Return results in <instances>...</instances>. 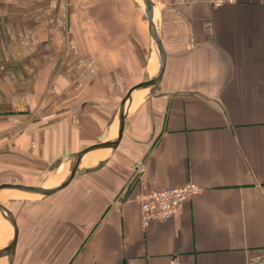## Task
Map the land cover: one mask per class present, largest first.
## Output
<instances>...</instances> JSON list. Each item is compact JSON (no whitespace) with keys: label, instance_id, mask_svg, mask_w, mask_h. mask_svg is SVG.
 <instances>
[{"label":"crops","instance_id":"1","mask_svg":"<svg viewBox=\"0 0 264 264\" xmlns=\"http://www.w3.org/2000/svg\"><path fill=\"white\" fill-rule=\"evenodd\" d=\"M152 1L161 83L133 101L119 147L90 152L106 155L66 189L0 190L19 226L0 264H243L264 252V0ZM159 68L143 1L0 0V184L38 182L115 137L121 101ZM188 183L201 192L144 224L145 193ZM13 236L0 211V248Z\"/></svg>","mask_w":264,"mask_h":264},{"label":"water","instance_id":"2","mask_svg":"<svg viewBox=\"0 0 264 264\" xmlns=\"http://www.w3.org/2000/svg\"><path fill=\"white\" fill-rule=\"evenodd\" d=\"M145 8H146V14L149 21V31L152 39L154 42H156L157 49L159 51L160 56V68L157 73L152 78H149L147 80H144L133 87L129 89L125 97L120 103L119 106V113H120V126L118 133L115 137H112L106 141H101L98 143H94L82 151L78 152L72 163V167L70 169L69 176L59 185L54 187H46V186H40V185H34V184H28V183H22V182H13V183H1L0 184V190L4 188H15L19 189L24 192L37 194L42 197H50L64 189H66L74 180L76 175L78 174V171L80 167L82 166L84 160L86 159V156L94 151V150H100V149H117L124 137V132L126 129V123H127V117L130 112V108L134 101L135 93L140 89H146V88H155L157 87L164 76V72L166 69V62H167V53L164 47V44L162 42L159 30L156 26V23L154 21V2L152 0H142ZM0 211L2 212L5 217L8 218V220L12 223L14 227V236L12 239L2 248H0V256L3 255H13L16 251L18 238H19V226L16 219L15 214L13 211L3 202L0 201Z\"/></svg>","mask_w":264,"mask_h":264},{"label":"built area","instance_id":"3","mask_svg":"<svg viewBox=\"0 0 264 264\" xmlns=\"http://www.w3.org/2000/svg\"><path fill=\"white\" fill-rule=\"evenodd\" d=\"M214 6L233 4L236 0H210ZM146 169L145 164L139 166V171ZM201 192V188L195 183L183 186H173L163 189H155L145 193L140 199L142 219L145 225L154 221H164L172 218L180 205L188 201L192 196ZM243 264H264V252L256 254L250 261Z\"/></svg>","mask_w":264,"mask_h":264},{"label":"rangeland","instance_id":"4","mask_svg":"<svg viewBox=\"0 0 264 264\" xmlns=\"http://www.w3.org/2000/svg\"><path fill=\"white\" fill-rule=\"evenodd\" d=\"M155 88H146V89H140V90H138L137 92L139 93V92H145V93H147V92H151V91H153ZM106 154H104V155H101V156H98V157H96L95 159H99V158H101V157H104ZM87 159H93V160H95L93 157H86V160ZM66 164V163H65ZM63 165L64 164H62L58 169H57V171L56 172H53V173H46V174H43L41 177H39V181L38 182H30V183H28V184H34V185H42V186H49L50 184H53V183H55L57 180H59L60 179V176H62V171H63ZM50 174V175H49ZM25 193H27V194H24V197H34L33 195H37V194H29L28 192H25ZM32 195V196H31ZM37 196H39V197H41L40 195H37Z\"/></svg>","mask_w":264,"mask_h":264},{"label":"bare ground","instance_id":"5","mask_svg":"<svg viewBox=\"0 0 264 264\" xmlns=\"http://www.w3.org/2000/svg\"><path fill=\"white\" fill-rule=\"evenodd\" d=\"M139 1H142V0H139ZM155 44H156V42H155ZM156 47H157V45H156ZM158 73V72H157ZM144 96H145V92H136V94H135V96H134V100H140V101H142L143 100V98H144ZM118 133V132H117ZM99 154H106V152H101V153H98V154H88V156H93V158L95 159L96 157H98V156H94V155H99ZM88 156H86V157H88ZM91 158V157H90ZM63 171H62V176H60V179L59 180H57L55 183H53V184H50L49 186H46V187H49V188H51V187H54V186H57V185H59L60 183H62L68 176H69V174H70V166L66 163V164H64L63 165ZM19 195V194H18ZM9 226V225H8Z\"/></svg>","mask_w":264,"mask_h":264}]
</instances>
